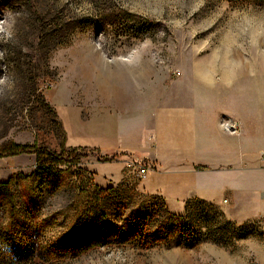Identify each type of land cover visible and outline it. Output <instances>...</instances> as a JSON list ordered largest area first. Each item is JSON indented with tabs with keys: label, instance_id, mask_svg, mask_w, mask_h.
<instances>
[{
	"label": "rangeland",
	"instance_id": "374dc122",
	"mask_svg": "<svg viewBox=\"0 0 264 264\" xmlns=\"http://www.w3.org/2000/svg\"><path fill=\"white\" fill-rule=\"evenodd\" d=\"M106 64L150 72L152 90L199 68L221 78L235 65L231 82L220 79L218 88L243 91L248 106L257 99L264 108V0H0V182L12 177L15 195L14 205L0 204V264H264V222L238 224L206 203L185 214L193 237L142 241L167 209L138 188L139 175L101 203L108 218L99 229L120 236L78 247L77 224L96 203L88 168L98 155L62 150L57 108L71 112L76 139L87 121L84 91ZM15 144L51 153L57 190L37 173L34 154L8 156Z\"/></svg>",
	"mask_w": 264,
	"mask_h": 264
},
{
	"label": "crops",
	"instance_id": "0c3cea01",
	"mask_svg": "<svg viewBox=\"0 0 264 264\" xmlns=\"http://www.w3.org/2000/svg\"><path fill=\"white\" fill-rule=\"evenodd\" d=\"M106 67L89 79L93 88L84 91L87 121L76 139L70 131L71 112L57 108L66 147L98 155L88 168L95 185L131 184L138 174L128 164H141L148 171L138 188L161 197L174 214H184L186 202L198 199L221 207L238 224L264 222V108L257 99L248 106L243 91L231 94L218 88L220 79L231 82L238 66L223 71L221 78L211 68H199L193 76L170 78L154 90L152 75L144 69ZM227 119L237 124V134L223 129L221 122Z\"/></svg>",
	"mask_w": 264,
	"mask_h": 264
},
{
	"label": "trees",
	"instance_id": "16d2710c",
	"mask_svg": "<svg viewBox=\"0 0 264 264\" xmlns=\"http://www.w3.org/2000/svg\"><path fill=\"white\" fill-rule=\"evenodd\" d=\"M65 137L61 142L62 150L65 147ZM8 156L20 155V154H34L37 162V173L43 175L47 179L48 186L54 190L60 187L61 178L60 172L58 170L59 164L53 163L54 158L51 153L44 148L39 146H21L12 145L8 150H5ZM111 159L99 158V161L108 162ZM13 178H9L6 182H0V204L5 203L7 205L15 204V195L13 191ZM98 187V186H97ZM114 188H96V203L86 211L84 221L80 220L78 222L79 230V245L81 250H88L93 247L102 246L106 244L109 239H117L120 236L119 231L117 232H107V230L99 229V225L104 222L108 216L107 212L101 204L105 198L107 192L112 191ZM159 197V196H156ZM161 198V197H159ZM164 203V208L167 209V213L164 216L162 213L156 215V218L161 222L162 226L159 227L158 231L155 233L147 232L143 230L142 241L149 244L154 243H164L168 244L174 237L178 234H184L187 237H193L195 235L193 227L190 223L184 224L187 220L185 214L190 210V207L194 202L206 203L198 199H191L186 202L185 213L184 214H174L171 213L166 207L165 201L161 198ZM208 204V203H206ZM212 205V204H208ZM137 217H141L138 214ZM76 247V246H75Z\"/></svg>",
	"mask_w": 264,
	"mask_h": 264
},
{
	"label": "built area",
	"instance_id": "2783aa9c",
	"mask_svg": "<svg viewBox=\"0 0 264 264\" xmlns=\"http://www.w3.org/2000/svg\"><path fill=\"white\" fill-rule=\"evenodd\" d=\"M221 125L223 126V129L231 134H237L239 132V128L235 122L232 120H222ZM261 162L262 165L264 166V152L261 154ZM129 168L137 170V174L141 177L145 176L148 168L146 166H143L141 164H136V163H129L128 164Z\"/></svg>",
	"mask_w": 264,
	"mask_h": 264
}]
</instances>
